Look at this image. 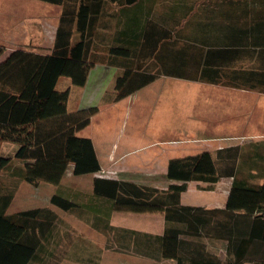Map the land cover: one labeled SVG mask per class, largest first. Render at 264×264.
<instances>
[{
    "label": "trees",
    "instance_id": "16d2710c",
    "mask_svg": "<svg viewBox=\"0 0 264 264\" xmlns=\"http://www.w3.org/2000/svg\"><path fill=\"white\" fill-rule=\"evenodd\" d=\"M41 1L60 6L50 45L45 50L16 47L4 56L0 46V145L10 144L8 152L0 153V264H52L45 258L46 253L52 255L45 244L53 235L56 214L46 207L7 214L6 208L20 181L56 186L67 173L95 174L90 193L107 201L113 211L163 215L162 233L152 235L110 226L60 194L49 197L51 207L110 236L108 247L131 248L141 256L174 264H264L263 153L254 150L249 160H241L242 149L234 145L173 157L165 173L170 183L158 188L99 175L92 141L79 134L98 107L69 108L70 89L85 85L95 63L122 68L104 96L115 102L166 74L161 67L166 59L172 60L171 70H177V42L169 36L150 39L146 28L138 33L120 28L122 18L116 26L110 24L108 17L114 19L116 11H128L138 0ZM98 48L105 50L103 57ZM60 77L68 78L69 84L57 89ZM10 170L11 179L2 181ZM222 177L232 178L224 207L181 204L188 182L204 183L201 188L211 190ZM75 236L70 241L81 240ZM204 239L216 240L224 257L209 251ZM75 242L69 253L75 248L73 258L85 263L79 258L83 246Z\"/></svg>",
    "mask_w": 264,
    "mask_h": 264
},
{
    "label": "crops",
    "instance_id": "0c3cea01",
    "mask_svg": "<svg viewBox=\"0 0 264 264\" xmlns=\"http://www.w3.org/2000/svg\"><path fill=\"white\" fill-rule=\"evenodd\" d=\"M106 17H100V22ZM119 18H122L120 28L129 27L135 33L146 28L150 39L169 36L177 42V70H171L174 67L172 60L166 59L167 63L161 65L166 74L159 75L150 84L126 96L144 94L136 100L142 106L140 109L149 105L154 113L160 109L165 114L169 113L170 120L165 119L169 123L163 128L185 135L188 130L253 129L250 125L252 109L257 108L256 112L264 114V0H138L128 11H116L114 19L108 17L114 26ZM121 69L116 65L95 63L89 70L85 85L75 96L79 98L77 103L70 108L98 106L111 90L114 77ZM158 82L162 83V88L151 90ZM122 99L109 102V108L119 104ZM176 112L178 115L174 116ZM176 118L183 125L173 124ZM261 127L264 128V124ZM85 137L92 141L101 168L99 175L158 188H165L170 183L165 177L169 159L181 156L179 153L182 150L196 154L210 149L196 141L183 144L169 140L170 146H165L153 141L142 142L141 137L137 139L127 134L120 135L114 141L105 134L97 142L91 136ZM213 146L215 150L234 144L223 146L215 143ZM188 151L181 153L184 155ZM11 175V170L5 173L7 181ZM94 175H90V181ZM231 182V177H222L211 190L202 189L204 183L188 182L186 190L181 193L180 202L205 209L222 208ZM24 183L20 181L18 186L21 188ZM58 186L52 187V190L42 183L33 186L46 190L42 192L44 207L50 206L47 202L52 194H60ZM83 190L74 189L71 191L73 196L60 195L106 219L110 226L152 235L162 233V214L116 213L122 211H113L107 201L92 196L90 182ZM18 191L15 190L6 208L7 214L26 210L22 208L25 200H15ZM82 194L87 195L86 199ZM88 197H91L90 202L92 199L98 203L102 200L105 206L86 203ZM13 202L20 203L19 210H10ZM204 240L209 251L224 257L225 250L216 240ZM161 264H174V261L163 260Z\"/></svg>",
    "mask_w": 264,
    "mask_h": 264
},
{
    "label": "rangeland",
    "instance_id": "374dc122",
    "mask_svg": "<svg viewBox=\"0 0 264 264\" xmlns=\"http://www.w3.org/2000/svg\"><path fill=\"white\" fill-rule=\"evenodd\" d=\"M60 13V6L47 3L41 0H0V46L4 49L3 56L11 51L13 48L22 47L25 49H36L45 50L51 43L53 32L57 23V19ZM98 52L101 53L102 57L105 54V50L98 48ZM98 52L96 57H98ZM101 58V57H100ZM69 84V79L66 77H60L57 81L56 88L62 89ZM170 84V83H166ZM82 87L71 86L70 96H69V108L75 106L79 98L77 94L81 91ZM162 88V83L158 82L155 86L151 87V90H158ZM140 94L139 96H143ZM76 96V97H75ZM139 96H129L122 99L119 104L112 107L108 106L109 101L104 98V100L97 106L99 112L94 115L91 123L85 127L80 132V135L91 136L94 140H99L100 137L105 134L111 141L116 140L120 135L127 134L131 137H141L142 142L153 141L165 146H170L167 141L177 140L185 144L186 142H198L202 143V147L214 149L215 143L221 145L234 144L242 149L240 159L249 160L252 156L253 151L264 154V128L261 125L264 124V114L256 112L257 108H253L250 113L252 122L251 127L253 129H205L203 131L188 130L187 135L179 133L177 130H169L165 127L169 122H165V119L170 115L165 114L162 109L155 111L151 110V106H142L136 102L140 99ZM109 97V96H108ZM145 99L151 100V98L145 97ZM147 101V100H146ZM153 112V113H152ZM178 115V112H176ZM181 116V115H180ZM170 118H168L169 121ZM176 118L173 124L183 125ZM182 121V120H181ZM198 139V140H197ZM258 143L257 147H253V143ZM197 143V144H198ZM212 143H214L212 145ZM0 145V153H6L9 151L8 148L10 144ZM189 145V143H187ZM11 147H15L14 144ZM181 151V150H180ZM188 151V150H187ZM181 151V152H187ZM181 156H184L183 153ZM192 153V152H190ZM14 165V164H13ZM246 164H243V167ZM1 180L6 181V177H1ZM90 175L84 177L72 176L67 173L64 178L58 184V190L60 194L73 196L71 191L74 189L84 191L89 185ZM45 185L46 188L55 187V185L39 182ZM43 188V187H41ZM17 196L15 200L23 201L24 207L26 209H31L35 207H44L43 202V191L45 189L34 188L33 186L24 183L23 186L20 185L16 190ZM50 190L48 192H50ZM83 195V194H82ZM86 199L87 195H83ZM76 197V196H74ZM77 198V197H76ZM91 197H88L86 203L89 202L90 205L94 203L97 206H105L104 202L100 200V203L94 201V199L89 201ZM84 201V199H83ZM82 202V201H80ZM49 203V201L47 202ZM21 206L20 203H12L10 205V210H19L18 207ZM56 216V224L54 232L50 241L45 244V246L50 249L52 255L46 253V259H50L52 264H161L163 260L152 259L149 256H141L140 254L133 253L131 248L130 251L122 250L121 248H116L114 244L108 247V239L105 233H101L93 229L92 227L84 224L81 220L76 218L71 213L61 212L58 209L48 206ZM123 213V212H116ZM148 214V213H144ZM80 237L81 240L78 241L80 245L83 246L82 252H80L79 258L85 259V263L77 262L73 258L75 253V248H72L71 253L70 247L75 246V241H70L72 236ZM75 236V238H76ZM49 251V252H50ZM49 254V255H48ZM50 257V258H49ZM71 257L72 260L69 259ZM78 258V257H77ZM152 259V260H150Z\"/></svg>",
    "mask_w": 264,
    "mask_h": 264
}]
</instances>
